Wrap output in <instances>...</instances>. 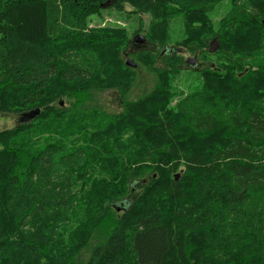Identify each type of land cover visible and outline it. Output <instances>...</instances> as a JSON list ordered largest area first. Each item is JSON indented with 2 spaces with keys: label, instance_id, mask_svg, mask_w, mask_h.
I'll use <instances>...</instances> for the list:
<instances>
[{
  "label": "trees",
  "instance_id": "obj_1",
  "mask_svg": "<svg viewBox=\"0 0 264 264\" xmlns=\"http://www.w3.org/2000/svg\"><path fill=\"white\" fill-rule=\"evenodd\" d=\"M213 1L0 0V113L30 114L0 132V264H264V0L236 1L215 33L201 35ZM125 5L152 18L149 40L163 41L176 15L195 25L192 53L217 36V68L174 105L170 82H160L125 103L111 129L90 130L77 108L84 97H125L135 73L122 61L126 36L88 19ZM170 50L160 78L181 73ZM197 61L181 66L197 72ZM225 82L219 115L203 110ZM188 127L193 135L179 131ZM55 129L76 143L43 141ZM98 230L103 240L89 247Z\"/></svg>",
  "mask_w": 264,
  "mask_h": 264
},
{
  "label": "rangeland",
  "instance_id": "obj_2",
  "mask_svg": "<svg viewBox=\"0 0 264 264\" xmlns=\"http://www.w3.org/2000/svg\"><path fill=\"white\" fill-rule=\"evenodd\" d=\"M238 0H214L212 4L209 6V10L207 12V19L205 25L198 31L201 35L211 32L214 33L217 31L219 26V21L229 13L232 9L233 4ZM125 9V11H124ZM132 11L128 5H125L122 11H116L110 8H104L98 15H93L88 19V26L91 29L95 30H110L117 31L126 36L128 40V44L124 47L121 52L122 61L127 63L130 62L129 67L135 73V81L128 91V94L125 97H122L118 90L116 89H108V90H99V91H91L86 97H84V102L78 105V112L82 115H87L89 121L91 123V127H98L99 124H104L100 128H110L112 127V122L118 119L122 113L125 111V103H137L140 101H144L143 99L147 98L151 93H153L158 85L170 82L171 89L174 93V96H170V101L172 105L177 103L178 100H181L188 95L201 90L206 86L207 81L211 80V77L208 75L210 71L216 69L215 67V57L210 53H214L219 47L220 42L218 40L212 39L208 44V48L202 49L198 48L194 53L191 52L188 43L191 39H196L194 36L196 34L195 29L193 28L195 25L193 23L184 24L183 21L176 15L172 16L169 19V27L168 34L164 40L160 42L159 38H154L149 40L150 33V25L152 23V18L148 15H133L129 14ZM257 43L258 38H255ZM240 41L237 40L236 44ZM238 46V45H236ZM162 48H166V50L171 51L170 49H177L179 51L174 52L168 56L174 57L175 54L179 57L177 66L180 68L181 73H178L175 78H171L167 73L163 78H160L157 74V71L163 70L162 59H160L162 54ZM228 48L230 50H238L234 47V45L228 44ZM137 53H146L147 56L145 60L137 61L135 55ZM160 55V56H159ZM173 55V56H172ZM176 57V56H175ZM196 57L198 59V63H200L201 68L197 72H192L190 70H184L181 66L182 63H186L188 58ZM175 63V62H174ZM192 63V62H191ZM194 64V63H193ZM190 68H196L195 66H190ZM250 70V68H247ZM247 69L243 72H235L238 78L243 77L246 74ZM219 72V71H217ZM226 88H222L218 92V99H211L208 105H201L203 110L207 108L211 110H218L219 115V107L217 106L221 102H223L221 97H223V92L228 90L230 85L228 82H225ZM259 85L254 86L257 88ZM253 87V88H254ZM247 100V99H246ZM61 106L66 108L69 106V102L63 100L60 102ZM162 106V105H161ZM157 107L159 110L160 107ZM96 111V114H90L93 111ZM208 110V109H207ZM135 111V110H134ZM81 115V116H82ZM78 115H74L73 118ZM20 116L14 114H3L0 113V132L9 130L15 127L18 123V119ZM220 118H225V116H219ZM107 119H111L107 122ZM107 122V123H106ZM131 124V123H130ZM126 120L120 121V124H117L115 129L116 133L120 132L123 127H126ZM181 133L186 135H190L195 133V131L190 127L183 128ZM61 129L49 130L47 133L43 135V141L51 142V140H56L61 142H69L67 140L74 139L76 143L75 136H64ZM34 138H37L34 136ZM219 137L212 138L210 142H217ZM218 143V142H217ZM199 150H203L202 146L206 147V144H199ZM70 146V144H69ZM129 168V167H128ZM133 169V168H132ZM178 177V174L176 175ZM139 179H140V171H139ZM89 183L94 184V177L89 180ZM141 190H134L132 194H130V199L136 200L140 195ZM172 205V204H171ZM97 235L93 236L89 247L96 245L99 241L103 240V236H105V231L98 230ZM86 257L87 253L83 254Z\"/></svg>",
  "mask_w": 264,
  "mask_h": 264
},
{
  "label": "water",
  "instance_id": "obj_3",
  "mask_svg": "<svg viewBox=\"0 0 264 264\" xmlns=\"http://www.w3.org/2000/svg\"><path fill=\"white\" fill-rule=\"evenodd\" d=\"M165 51H166V48H163V50H162V55L165 53ZM192 60H193V58H188L186 62L189 63V62H191ZM127 64L129 65L130 62H127ZM38 113H39V111L36 110V111H35V115L38 114ZM26 117H30V114H24L23 117H20L18 120L21 121V120H23V119L26 118ZM116 209H117V211H118V210L120 209V207H118V208H116Z\"/></svg>",
  "mask_w": 264,
  "mask_h": 264
},
{
  "label": "flooded vegetation",
  "instance_id": "obj_4",
  "mask_svg": "<svg viewBox=\"0 0 264 264\" xmlns=\"http://www.w3.org/2000/svg\"><path fill=\"white\" fill-rule=\"evenodd\" d=\"M192 63H194V62H192Z\"/></svg>",
  "mask_w": 264,
  "mask_h": 264
}]
</instances>
